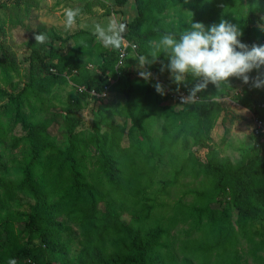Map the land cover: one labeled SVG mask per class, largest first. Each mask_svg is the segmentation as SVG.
I'll return each instance as SVG.
<instances>
[{"label": "trees", "instance_id": "16d2710c", "mask_svg": "<svg viewBox=\"0 0 264 264\" xmlns=\"http://www.w3.org/2000/svg\"><path fill=\"white\" fill-rule=\"evenodd\" d=\"M225 1L224 8L213 17L216 7L209 9L208 0H134L137 16L127 25L128 31L123 36H118L119 47H106L95 41L99 38L97 33L87 31H80L65 39L85 36V40L67 55L54 57L57 61L51 64L48 76L41 79L38 86L42 85L48 93L56 85L72 81L79 95L75 106L81 108L80 97L91 96L104 102L101 95L105 86L110 85L111 79H117L110 89V96L113 93L117 95L118 110L113 113L102 110L110 115L118 114L129 119L132 126L128 136L131 139L139 136V139L128 147H123L125 126H120L111 119L109 130L101 133V123H98L94 141L100 155L96 164L100 181L97 184L89 183L82 173L81 165L69 155L51 159L45 167L55 188L56 199L52 200L33 180L35 170L40 164L44 166V154L54 147V139L48 132L51 121L33 123L22 114L23 99L34 89L31 84L26 85L19 97L22 99L18 101L17 97L15 100L16 121L22 124L27 134L17 139L14 146L18 147L21 143L30 145L26 161L20 169L24 175L21 189L30 190L36 199L26 230L40 231V239L45 248L27 249L8 237L6 242L9 243V248L6 249L0 236V264H8L13 258L17 264L25 260L28 261L26 264H46L43 261L44 255L57 253L62 247L61 233L65 228L61 218L74 215L81 218V227L87 229L89 235L100 238L109 236L112 246V252L108 253L104 239L99 245L84 243L76 264H194L190 260L179 262L166 242L170 232L179 223H189L186 231L188 238L196 233L204 235L200 249L202 255L219 252L240 236L245 241L254 243L250 255L255 262L264 264V256L259 255V249H264V241H255L264 234L255 227V221L264 214L263 151L252 145L253 153L238 163L221 159L219 151L211 148L210 143L212 132L226 113L223 102L208 99L198 93L201 98L199 102L181 107L170 103L166 85L170 83V72L161 71L162 64L167 63L164 56L148 68L160 82L154 78L150 81L134 78L127 66L128 59L119 68L120 76L117 71L119 51L125 41L137 45V55H143L150 40L158 38L166 30L181 31L192 20L207 27L219 23L225 17L230 18L227 19L228 22L237 25L242 32L239 37L242 43L249 47L264 45V18L258 14L259 9L249 5L246 15L242 0ZM128 2L129 0H115L119 8L125 7ZM181 7L190 9L192 13L185 15ZM172 9L178 14V19L167 22L166 18ZM90 65L93 69L89 68ZM248 76V83H244L239 77L229 78L230 83L222 95L224 98H235L242 108L251 111L264 103V86H254L257 77L264 79V66L253 69ZM156 83L164 85V94L156 91ZM239 86L241 89L236 91ZM80 88L85 91H80ZM93 91L94 96L90 94ZM232 92L235 93L230 96ZM151 116L163 122L159 137L154 135L155 126L149 121ZM67 122L72 133L78 121L71 118ZM74 137L77 140V136ZM192 147L209 148L206 162L192 152ZM177 148H180V153L188 154L182 163H179L173 153ZM164 156L170 157L174 173L171 179H160L157 182L156 166L152 163ZM179 178H204L208 187L192 192L194 199L189 204L185 202L186 197L178 201L175 206L176 214L169 218L170 226L164 225V219L156 221L154 226H147L153 218V212L160 206L157 203L158 196H148L149 189L159 183L158 193L162 194L167 188L176 185ZM3 187H6L4 183ZM223 201L228 207L220 211L212 207ZM101 203H106L103 214L99 208ZM231 208L237 211L235 224L232 223ZM128 211L133 214V219L131 224L126 225L122 221V215ZM237 254L227 264H241L242 254ZM116 256L122 257L121 261L111 263ZM201 264L208 263L205 261Z\"/></svg>", "mask_w": 264, "mask_h": 264}, {"label": "rangeland", "instance_id": "374dc122", "mask_svg": "<svg viewBox=\"0 0 264 264\" xmlns=\"http://www.w3.org/2000/svg\"><path fill=\"white\" fill-rule=\"evenodd\" d=\"M225 3V0H208L209 9L216 7L213 17L217 12H221ZM242 3L246 15L249 5H253L259 9L258 14L264 18V0H242ZM131 6L137 11L135 2L134 4L130 2L126 13H123V8L116 6L115 0H0V236L4 241L2 245L6 249L9 248V243L6 242L8 237L27 249L45 248L40 239V231L26 230V223L32 213V207L36 204V199L30 190L21 189L24 175L20 169L26 161L30 145L21 143L18 147L14 146L17 139L27 134L22 124L16 121L17 101L15 100L17 97L18 101L22 99L19 97L26 85L31 84L34 89L29 91L23 99L22 114L33 123L51 121L48 132L54 139V147L44 154V166L40 164L35 170L33 180L52 200L56 199L55 188L51 184V175L45 167L51 159L69 155L81 165L82 173L89 183L97 184L100 181L96 166L100 155L94 141L98 123H101V133L109 130L111 119L116 124L125 126L123 147H128L139 139V136L134 139L128 136L132 126L129 119L118 114L110 115L102 110H109L112 113L118 110V98L114 93L104 102H99L91 96L80 97L81 108H78L75 105L79 95L72 81L64 85H56L48 93L42 85L37 84L48 76L51 64L57 61L54 57L67 55L85 40V36L78 35L70 40L65 39L77 35L80 31L96 33L97 25L106 31L111 27L112 32L119 36L121 32L119 25L124 26L131 20L129 17ZM68 9H79V14L70 26L65 23V12ZM180 9L185 15L192 13L186 7ZM225 18V20L230 19ZM177 19L178 14L172 9L166 21L171 22ZM41 33L45 35V39L37 42L35 36ZM95 41L104 45L100 38ZM137 56L136 52H130L127 66L134 78L143 79L138 74L135 60ZM169 77L170 83L166 84L167 93L168 90L173 92L192 90L202 82L201 78L187 74L184 83L177 85L171 78V74ZM229 83L230 79L221 89L209 83L207 88L199 93L208 99L223 102L226 113L212 132L210 146L219 151L221 159H230L233 163H238L253 153L251 142L253 123L249 110L242 108L235 98L223 97L222 93ZM237 88L236 91L241 89L240 86ZM235 92H232L230 96ZM214 96L217 97L213 98ZM170 103L174 101L170 99ZM71 118L78 121L72 133L67 124V120ZM149 121L155 126L154 135L159 137L162 134L163 122L155 116H151ZM74 135L77 136V140ZM191 150L203 162H206L209 148L192 147ZM173 153L180 161L179 163H182L188 155L180 153V148ZM152 165L156 166L157 182L160 179L172 178L174 170L169 156L157 158ZM3 183L6 187H3ZM207 187L208 182L204 178L199 180L179 178L176 185L160 194L158 193L160 184L156 183L149 189L148 196L150 198L158 196L157 203L160 206L153 212V218L147 226H154L156 221L162 219H164V225L170 226L169 218L176 214L175 206L178 201L186 197L185 202L189 204L194 199L192 192L202 191ZM212 207L220 211L228 205L223 201L222 204L217 203ZM99 208L103 214L106 211V203H101ZM231 211L232 223L235 224L237 211L234 208H231ZM132 219L133 214L129 211L122 215V221L126 225L131 224ZM81 221L77 215L61 218L65 228L61 233V250L54 254H45L44 263L76 264L84 243L99 245L103 242L102 239L106 241L107 252H112L109 236L100 238L97 235H89V231L81 227ZM255 227L264 233V214L255 221ZM188 229L189 223H179L166 238L170 250L181 263L184 260H190L194 264L205 261L208 264H227L237 257L238 252L239 255L242 254L241 264H259L250 255L254 243L245 241L240 236H237V240L231 242L225 249L207 256L202 255L200 249L204 235L196 233L188 238L186 236ZM255 241L256 243L264 241V234ZM259 255L264 256V249H259ZM121 259L122 257L116 256L111 263L119 262ZM26 263H28L27 260L20 262V264Z\"/></svg>", "mask_w": 264, "mask_h": 264}, {"label": "clouds", "instance_id": "9594fccd", "mask_svg": "<svg viewBox=\"0 0 264 264\" xmlns=\"http://www.w3.org/2000/svg\"><path fill=\"white\" fill-rule=\"evenodd\" d=\"M78 14L79 9L66 10V25L70 26ZM119 28L123 31L124 26L121 24ZM96 33L105 46H120V39L112 32L111 27L106 31L97 25ZM241 35L238 26L225 19L207 27L192 20L190 25L181 31L166 30L159 34L158 38L150 40L145 54L138 55L135 59L138 74L145 81H150L152 73L148 68L164 56L167 63L162 64L161 71L170 72L177 85L184 83L187 74L201 78L202 82L192 89L190 97L187 98L188 103L195 101L197 93L206 89L209 83L221 89L227 85L229 78L234 76L248 83V73L264 66V45L249 47L240 41ZM44 39L43 33L35 36L37 42ZM154 86L158 93H165L163 84L156 83ZM254 86H264V79L257 77ZM8 264H17V261L13 258Z\"/></svg>", "mask_w": 264, "mask_h": 264}, {"label": "built area", "instance_id": "2783aa9c", "mask_svg": "<svg viewBox=\"0 0 264 264\" xmlns=\"http://www.w3.org/2000/svg\"><path fill=\"white\" fill-rule=\"evenodd\" d=\"M138 47L135 44H131L127 41L124 42L123 48L120 49V61L117 66L118 75H121V72L119 71V68L122 67L127 60L130 52H136L137 53ZM90 69H93L92 65L89 66ZM54 71V70H53ZM152 73V78L156 79L160 82L159 78L155 77L154 73ZM117 82V79H111L110 85L105 86L104 91L101 95L102 98L105 100L110 95V89L112 86ZM80 91H85L84 88H80ZM92 96L95 95V92L90 93ZM169 98L174 101L175 104H178L180 106H184L189 104L187 102V98L190 97L191 92H173L168 90ZM201 100L200 95L197 93L195 97V101L190 103L199 102ZM249 113L252 116V145L255 148L260 149L264 153V103L260 104L256 110H249Z\"/></svg>", "mask_w": 264, "mask_h": 264}, {"label": "crops", "instance_id": "0c3cea01", "mask_svg": "<svg viewBox=\"0 0 264 264\" xmlns=\"http://www.w3.org/2000/svg\"><path fill=\"white\" fill-rule=\"evenodd\" d=\"M130 2H133V4H134V0H129V2L126 4V6L123 7V9H122V12H123V13H124V12L126 13V8L129 7ZM133 6H134V5H133ZM133 6H131V10H130L131 13L129 14V17H131V20L127 21V23L124 25V29H123V31L120 32L119 36H123V35L128 31V27H127V25H128L129 23H131V22L134 20V18H136V16H137V13H136L137 11L134 10ZM251 142H252V141H251Z\"/></svg>", "mask_w": 264, "mask_h": 264}]
</instances>
